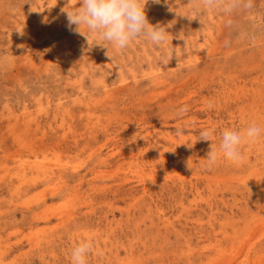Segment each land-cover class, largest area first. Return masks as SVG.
I'll use <instances>...</instances> for the list:
<instances>
[{
    "label": "rangeland",
    "instance_id": "obj_1",
    "mask_svg": "<svg viewBox=\"0 0 264 264\" xmlns=\"http://www.w3.org/2000/svg\"><path fill=\"white\" fill-rule=\"evenodd\" d=\"M201 4L146 0L166 43L117 52L0 0V264H264V136L206 161L264 125V0Z\"/></svg>",
    "mask_w": 264,
    "mask_h": 264
},
{
    "label": "clouds",
    "instance_id": "obj_2",
    "mask_svg": "<svg viewBox=\"0 0 264 264\" xmlns=\"http://www.w3.org/2000/svg\"><path fill=\"white\" fill-rule=\"evenodd\" d=\"M159 2V0H155ZM144 3L141 0H66L68 25H75L76 30L92 38V44L110 45L114 51L121 52L127 49L134 41L143 38L154 46H161L167 41V32L163 27L149 25L144 13ZM219 6L218 0H202L200 8L212 9ZM231 7V5L229 6ZM81 28L85 33L81 32ZM106 48V47H105ZM107 49V48H106ZM185 107L179 109L182 114ZM178 134L181 130H177ZM211 131L201 130L198 140L209 141ZM264 136V125L251 123L243 130H226L219 139L217 146L207 154V165L211 166L222 159L235 161L240 158V147L245 144H254ZM92 245L82 241L71 249V264H86L87 255Z\"/></svg>",
    "mask_w": 264,
    "mask_h": 264
}]
</instances>
